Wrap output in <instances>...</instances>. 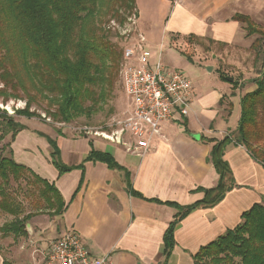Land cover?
Masks as SVG:
<instances>
[{
    "label": "crops",
    "instance_id": "crops-1",
    "mask_svg": "<svg viewBox=\"0 0 264 264\" xmlns=\"http://www.w3.org/2000/svg\"><path fill=\"white\" fill-rule=\"evenodd\" d=\"M135 5L138 31L152 52L171 47L169 36L193 34L226 44L244 40L247 34L243 24L232 19L235 14L248 15L256 24L264 22V0H135ZM239 99L218 94L217 108L210 109L208 98L199 97L201 118L210 124L197 123L193 116L190 119L197 102L192 99L188 115L174 112L172 120L162 124V135L152 137L142 156L101 137L46 128L48 134L27 126L10 145L12 158L53 184L64 208L58 216L43 211L31 217L26 224L28 233H21L26 239L0 245V264H43L40 250L68 230L78 232L92 256L108 254L114 264H194L192 255L237 226L244 211L256 203L264 206L263 166L243 146L229 142L223 158L234 186L219 203L182 218L173 231L174 245L168 257L163 254L164 233L178 211L167 203L186 206L202 197L198 187L216 185L218 175L209 160L213 143L208 139L235 136ZM48 139L58 147L64 165L82 164V168L59 174L51 162ZM92 150L109 154L120 167L85 160ZM129 187L139 195L131 194Z\"/></svg>",
    "mask_w": 264,
    "mask_h": 264
},
{
    "label": "trees",
    "instance_id": "trees-1",
    "mask_svg": "<svg viewBox=\"0 0 264 264\" xmlns=\"http://www.w3.org/2000/svg\"><path fill=\"white\" fill-rule=\"evenodd\" d=\"M134 8L135 0H0L2 103L6 104L9 98L18 99L20 92L26 103L15 110L14 115L32 117L36 113L30 110L31 105L36 104L59 123H69L101 109L111 96L115 81L122 88L119 68L123 49L118 42L110 41L103 22L107 16L115 19L119 9L131 13ZM232 19L243 24L247 35L258 34L264 38V31L256 27L248 15L235 14ZM192 37L196 36H187ZM258 45L259 38H256L250 48L257 49L255 62L261 68L253 79L254 89L240 96L235 136L208 139L213 143L209 160L218 175L216 185L198 187L196 191L201 192L202 197L186 206L167 203L178 211L163 236L166 257L174 245L173 231L177 223L195 209L219 203L234 186L231 169L223 158L229 142L243 146L264 168V45ZM232 83H236L235 80ZM0 122L6 126V131L0 132V141L10 133L9 155L0 154L2 183L8 182L10 177L14 181L24 180L32 187L31 192L39 196L33 201L31 211L23 214L0 192V209L14 216V220L0 227V232L19 235L25 233L26 222L43 211L60 215L64 202L53 184L12 158L10 145L26 126L1 108ZM48 141L52 147L51 162L59 174L82 168V164L64 165L58 147L52 140ZM85 160L100 161L110 168L120 167L109 154L100 151L92 150ZM129 190L139 195L131 187ZM192 259L194 264H264V206L256 203L244 211L237 226L202 246Z\"/></svg>",
    "mask_w": 264,
    "mask_h": 264
},
{
    "label": "rangeland",
    "instance_id": "rangeland-1",
    "mask_svg": "<svg viewBox=\"0 0 264 264\" xmlns=\"http://www.w3.org/2000/svg\"><path fill=\"white\" fill-rule=\"evenodd\" d=\"M130 12L131 13H127L124 9H119L117 14L114 15L115 19L111 20L109 19L110 17L107 16L103 22L104 28L109 32L110 41L114 44L118 42L123 48L129 43L134 42L139 33V27L136 24V8L132 9ZM256 27L264 31V22L260 24L257 23ZM238 37L239 36H237L236 40L239 39ZM246 37L248 36L246 35ZM246 37L243 38L244 40L241 39L226 44L214 42L210 38L192 37L188 39L187 37L169 36L168 41L171 47L166 45L162 48H156V50L153 51L156 55L155 58H161L167 66L172 69L180 70L195 84L193 99L197 101L194 103V105H196V110L190 115V119L191 116H193V119L197 123H207L205 117L201 118L202 115L199 113L201 106L198 102V98L201 96H206L208 98L210 109H216L217 106L215 107V105L218 102L216 101L218 94L221 96L225 94V97H229L233 100L234 97L238 98L245 92L254 88L253 79L257 76V70H260L261 65H256L258 64L255 62L257 49L254 50L250 48V44L256 38H259L258 46H263L264 38H261L258 34L249 36L248 39H245ZM227 77H232L233 81L235 80L236 83L228 81ZM1 86L0 84V87ZM213 93L216 95H213ZM18 97V99L9 98L6 104L2 103V97H0V108L5 109L8 114L13 115L15 121L24 126L41 128V130L48 134H51L48 130H65L67 133L82 135L84 134L83 131L79 132V129L75 128L84 126L105 130V124L111 122L114 118L122 117L130 105L129 98L125 95L122 88H120L118 82L115 81L112 94L106 102L101 105V109L93 112L90 116L82 115L75 118L72 122L59 123L45 115L41 107L36 104H32L30 109L34 111L36 115L28 118L14 115V111L23 108L26 103L24 95L20 92L18 93ZM233 113L234 111H232L229 118L230 121L233 119ZM210 123L211 122L207 124ZM213 125L214 128L217 127L215 124ZM46 128L48 130H46ZM2 131H6V126L0 122V132ZM9 142L10 133L6 134L3 140L0 141L1 155H9ZM2 147L3 149H1ZM31 190H33L32 187L27 186L24 180L14 181L10 177L8 182L2 183L0 179V192L5 194V197L10 199V203L17 206L23 214L31 211L33 201L39 198L36 192L33 194ZM12 220H14V216L0 209V227ZM27 223L28 222H26V224ZM26 224L25 233L27 234ZM23 239H26L25 234L18 235L0 232V245L3 247H5L4 245L19 244Z\"/></svg>",
    "mask_w": 264,
    "mask_h": 264
},
{
    "label": "built area",
    "instance_id": "built-area-1",
    "mask_svg": "<svg viewBox=\"0 0 264 264\" xmlns=\"http://www.w3.org/2000/svg\"><path fill=\"white\" fill-rule=\"evenodd\" d=\"M146 43L145 36L138 33L135 41L122 50L119 77L130 100L129 111L106 123L105 130L75 128L120 144L138 156L149 150L152 137L162 135V124L170 122L174 112L182 117L188 115L194 93L193 81L161 58H153ZM40 252L43 264H114L108 254L92 256L74 230L49 241Z\"/></svg>",
    "mask_w": 264,
    "mask_h": 264
},
{
    "label": "water",
    "instance_id": "water-1",
    "mask_svg": "<svg viewBox=\"0 0 264 264\" xmlns=\"http://www.w3.org/2000/svg\"><path fill=\"white\" fill-rule=\"evenodd\" d=\"M227 80L230 81V82H232L233 81V78L232 77H227ZM27 226H29V224H27Z\"/></svg>",
    "mask_w": 264,
    "mask_h": 264
}]
</instances>
